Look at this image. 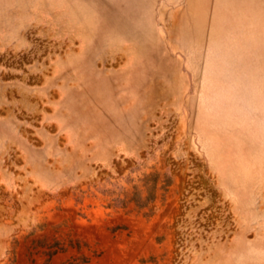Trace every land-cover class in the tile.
<instances>
[{"label": "rangeland", "instance_id": "374dc122", "mask_svg": "<svg viewBox=\"0 0 264 264\" xmlns=\"http://www.w3.org/2000/svg\"><path fill=\"white\" fill-rule=\"evenodd\" d=\"M56 61L96 62L110 121L36 179L6 129L0 264H264V0H0V64L37 86Z\"/></svg>", "mask_w": 264, "mask_h": 264}, {"label": "crops", "instance_id": "0c3cea01", "mask_svg": "<svg viewBox=\"0 0 264 264\" xmlns=\"http://www.w3.org/2000/svg\"><path fill=\"white\" fill-rule=\"evenodd\" d=\"M88 65V67H87ZM56 73L49 75L45 80L37 85L30 86L19 74L20 71L15 68H7L0 64V108L5 111L0 113V138L2 141V150L5 149L6 129L15 131V141L23 154L25 166L24 178L36 179L40 173L35 169L34 162H44L48 157H57L63 151L59 143V137L65 136L69 139L81 137L80 132L90 127L98 116L101 121L107 122V114L111 115V87L101 92L99 84L102 79V72L95 61L87 64V61H56ZM37 69L34 72H39ZM25 73V72H24ZM105 81L111 83V73L105 72ZM109 77V78H108ZM108 84V83H107ZM111 86V85H110ZM33 87V88H31ZM56 90L58 96L51 99V91ZM34 92L37 96L48 98L49 111H41L40 125L35 126V133L44 140V146L48 152L43 157L35 156V148L24 136L16 134L19 120L17 119L16 108L23 106L31 113H35L37 106L30 104L25 100L28 96L26 92ZM104 104L105 112L103 107ZM12 107L7 110V107ZM109 109V112H108ZM26 124L31 125V121ZM53 125L56 132L49 131ZM0 149V152L2 151ZM23 176V175H22Z\"/></svg>", "mask_w": 264, "mask_h": 264}]
</instances>
